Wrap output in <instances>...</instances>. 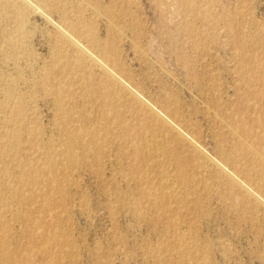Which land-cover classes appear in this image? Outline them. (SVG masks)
I'll use <instances>...</instances> for the list:
<instances>
[{"label":"rangeland","instance_id":"374dc122","mask_svg":"<svg viewBox=\"0 0 264 264\" xmlns=\"http://www.w3.org/2000/svg\"><path fill=\"white\" fill-rule=\"evenodd\" d=\"M0 3V264H264V0Z\"/></svg>","mask_w":264,"mask_h":264},{"label":"bare ground","instance_id":"6f19581e","mask_svg":"<svg viewBox=\"0 0 264 264\" xmlns=\"http://www.w3.org/2000/svg\"><path fill=\"white\" fill-rule=\"evenodd\" d=\"M1 4V3H0ZM115 16V15H114ZM192 25V24H191ZM113 47V46H112ZM43 84V83H42ZM123 109V108H122ZM91 116V115H90ZM90 123V122H89ZM170 128V127H169ZM152 141V140H151ZM136 150V149H135ZM257 153V152H256ZM263 169V168H262ZM255 176V175H254ZM41 230V229H40ZM38 231V230H37ZM36 237V236H35ZM6 239V238H5ZM43 240V239H42ZM47 255V254H46ZM34 262V261H33Z\"/></svg>","mask_w":264,"mask_h":264}]
</instances>
